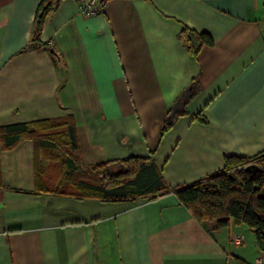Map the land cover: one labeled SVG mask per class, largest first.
Here are the masks:
<instances>
[{
  "label": "crops",
  "instance_id": "obj_1",
  "mask_svg": "<svg viewBox=\"0 0 264 264\" xmlns=\"http://www.w3.org/2000/svg\"><path fill=\"white\" fill-rule=\"evenodd\" d=\"M39 1L0 0V128L71 118L84 169L150 158L169 188L264 149V0H103L91 17L58 0L35 35ZM183 27L212 44L191 54ZM49 155L0 150V264H256L246 225L199 222L172 192L37 193V173L58 179Z\"/></svg>",
  "mask_w": 264,
  "mask_h": 264
},
{
  "label": "trees",
  "instance_id": "obj_2",
  "mask_svg": "<svg viewBox=\"0 0 264 264\" xmlns=\"http://www.w3.org/2000/svg\"><path fill=\"white\" fill-rule=\"evenodd\" d=\"M58 0H40L34 18L35 35L43 25L47 12ZM189 52L196 55L211 37L183 27L179 33ZM54 54V53H53ZM170 126L166 124V127ZM22 140H31L53 161L58 178L36 175V192L67 194L102 201L132 198H154L172 192L199 222L215 221L225 227L230 219L246 225L253 233L257 248L264 253V149L253 156L229 155L223 167L191 184L169 188L150 158L128 157L108 161L84 169L73 151L78 149L71 118L18 123L0 128V150L13 148ZM47 176V175H46ZM1 185V181H0ZM237 264H247L236 258Z\"/></svg>",
  "mask_w": 264,
  "mask_h": 264
},
{
  "label": "built area",
  "instance_id": "obj_3",
  "mask_svg": "<svg viewBox=\"0 0 264 264\" xmlns=\"http://www.w3.org/2000/svg\"><path fill=\"white\" fill-rule=\"evenodd\" d=\"M76 2H77L78 13L84 17H91L100 11L104 1L103 0H76ZM262 21H263V26H264V6H263V12H262ZM232 241L236 245H241V238L237 235H235L232 238ZM255 263L262 264L261 258H256Z\"/></svg>",
  "mask_w": 264,
  "mask_h": 264
},
{
  "label": "rangeland",
  "instance_id": "obj_4",
  "mask_svg": "<svg viewBox=\"0 0 264 264\" xmlns=\"http://www.w3.org/2000/svg\"><path fill=\"white\" fill-rule=\"evenodd\" d=\"M58 166V165H57ZM254 239H250L248 242H246L245 244V253H246V257L249 260H256V258H261L263 263H264V253L261 252L255 242L253 241Z\"/></svg>",
  "mask_w": 264,
  "mask_h": 264
}]
</instances>
